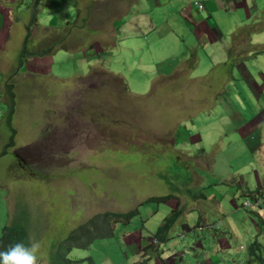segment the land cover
<instances>
[{"label": "rangeland", "instance_id": "1", "mask_svg": "<svg viewBox=\"0 0 264 264\" xmlns=\"http://www.w3.org/2000/svg\"><path fill=\"white\" fill-rule=\"evenodd\" d=\"M22 1L32 3L35 13L40 14L38 23L47 26L30 25L28 48L43 50L57 38H62V46L50 54L30 56L20 71L18 53L28 21L24 27L12 26L7 44L0 47V235L8 219L17 216L16 220L23 221L27 229L30 245L33 240L41 245L40 264H48L54 246L93 216L135 208L137 213L127 225L112 224V236L94 240L87 249H71L67 254L71 259L90 256L93 264H128L134 260L126 258L124 246L138 241L141 250L140 244L143 246L146 239L141 243L139 234L144 229L152 233L163 216L178 208L179 201L182 210L170 230L172 233L175 229L174 238L167 245L174 250L183 244L188 255L184 258L187 261L181 262L197 264L198 261H190L196 257L190 251V237L179 239L181 223L191 216L182 201L188 196V201L190 196L211 200L207 193L211 173L203 170L204 155H194L196 167L192 159L174 149L180 148L179 144L174 143L173 147L172 143L174 139L179 143L181 138L185 143L186 139L192 141L194 135H185L187 130L191 135L214 128L204 121L205 114L198 104L219 92L212 87H218V79L227 75L235 46L248 36H260V9L264 4L258 6L257 18H247L242 7L230 12L218 9L210 18L223 33L226 48L222 54L217 45L205 52L206 38L198 41L179 13L183 0H74L75 4L57 5L53 0ZM25 9L21 7L20 12ZM127 10L134 18L140 14L148 30L152 29L143 49L132 53L125 48L133 44L132 40L120 39ZM48 15L58 22L56 28L48 23ZM187 17L195 19L192 14ZM113 36L118 37V49L108 40ZM93 44L103 51H90ZM65 45L74 51L65 50ZM153 58L157 63L158 59L163 62L155 65ZM100 59L110 66L106 68ZM156 69L168 76L160 75L152 81ZM227 77L221 78L225 89ZM6 84H12L15 95L10 126L5 120ZM221 96L217 95L216 100ZM197 117V124L189 123ZM181 131L184 136L179 135ZM188 151H184L186 155ZM240 162H232V167ZM194 172L199 181L189 193V186L195 184ZM212 187L219 189L217 185ZM240 187L243 186L234 183L235 200L240 196ZM166 194L171 197L154 198ZM147 197L152 199L144 200ZM197 202L191 204L196 207ZM255 208L264 211L260 205ZM237 209L242 211H234L230 219L239 230L221 233L222 243L227 237L229 247L207 252V256L212 261H227L226 264H264L251 258L248 248L256 240L255 250L264 260V229L252 233L245 220L256 223L255 216L240 206ZM216 229L205 236L200 232L193 234L195 244L202 246L203 241L202 250H206ZM159 245H150L148 254L152 255ZM209 248L217 250L216 245ZM135 249L130 244L129 250Z\"/></svg>", "mask_w": 264, "mask_h": 264}, {"label": "crops", "instance_id": "2", "mask_svg": "<svg viewBox=\"0 0 264 264\" xmlns=\"http://www.w3.org/2000/svg\"><path fill=\"white\" fill-rule=\"evenodd\" d=\"M195 1L200 0H183L180 3L179 13L184 15V17L182 16V20L184 19V22L188 25L193 35L196 38L198 37V41H200L199 38H206V48H203L206 53L207 48L217 45L222 54H224L226 48V43L222 35L223 33L217 26L216 21L213 24L210 18L215 16L218 9H225L226 12H230L231 9H236L238 7L243 8L247 18H257L259 17L258 6L264 4V0H262V2H256V0H206V2H203L201 0L203 2V8L198 9V4H196ZM17 2L18 0H0V47H4L7 44L8 37L12 34V26L24 27L26 24L25 22H28L32 16H34L33 24L35 27L36 25L42 28L47 27L38 23L40 14L35 13L34 8L31 7L32 3H23L22 0H19L18 5L15 6ZM53 3L54 5L58 3L75 4L74 0H53ZM23 6L26 7L25 12H20V8ZM260 12V22L263 23L260 27V36H248L247 39H244L240 43L241 45L235 46L233 63L230 64L227 75L221 77L225 78L228 76L227 79L224 80L228 89L223 87L221 84L223 79L220 78L218 79L219 81L217 80L218 87H212L215 89V92H219L216 95L211 94L209 100L202 101L198 104L202 113L205 114L204 121H208V125L212 124L214 128L211 129L208 127L204 134L198 132L191 135L188 134L189 131L187 130L185 131V135H188L190 138L194 135L192 141L186 139L185 141L187 143H185L183 138H181L183 142L180 141L181 143H177V140L174 139L172 143L173 147H175L174 143L179 144L180 148L175 147L174 149L180 151L182 154L184 153L186 158L192 159L196 167L198 166L195 164L196 156L194 155H204L206 157V166L203 170L211 173L210 176L212 179L209 180L207 178V187H209L207 193L211 200H208L207 197L204 200H200L197 197L190 196V201H188V196L182 201L186 204V210L187 208L191 210V216L188 217L185 222L181 223L182 232L179 234V239L184 241L186 237H190L192 240L190 251L195 253L196 256L190 261H198L197 264H226L227 261H212L208 258L207 252L216 253L218 249L229 247L227 237L226 240L224 239L225 242L222 243L223 237L221 233L227 229L231 232L239 230L236 223L230 218L233 216L234 211H242L237 209L245 197V194L242 193L250 191L249 189L252 188H262L264 190V97H261V95H264V7L260 9ZM30 13L33 15H30ZM187 14H192L195 19L191 21L187 17ZM124 16H126L127 19L124 21L125 25L121 28L122 30L124 29V31L120 39L127 37L126 39H131L133 42L132 45H127L125 48H127L128 53L143 49L142 46L147 42V36L152 29L148 30L146 21L140 18V14L137 15L139 16L138 18H134L127 10ZM47 19L49 20L48 23L52 24L51 27L56 28L58 22L55 18L48 15ZM117 39L118 37L116 36H113V39H108L115 49H118L115 44ZM157 45L161 46L158 41ZM63 48L67 50L70 46L67 47L65 45ZM97 49H99L100 52L103 51V48L95 46V44L90 46V51H96ZM69 51L74 50L69 49ZM189 53L190 51L185 54V59ZM147 54L151 53L147 52ZM208 55L214 58L209 53ZM214 60L217 61L216 58H214ZM32 62L33 61H30V63ZM100 62L105 64L106 68L110 66V63H104L103 59H100ZM160 62L163 61L158 59L157 63L153 58V64L159 65ZM197 66L204 68V66L200 64H197ZM160 72V70L156 69V77H154L152 81L160 75L164 77L168 76L164 73L160 74ZM219 94L222 95L221 99L216 100ZM199 117L194 120L190 119L189 123L193 125L197 124ZM179 135L184 136V132H179ZM186 145H189L190 148L187 149ZM187 150H189L188 155L184 152ZM212 156L214 158L211 162ZM237 161L241 162L238 166L233 168L232 162ZM195 176V184L189 186V193L198 185V175ZM234 183L243 186L239 188L241 193L237 200H235L234 196ZM212 185H217L219 189L216 191ZM226 185H228V187ZM238 199L241 200L236 206ZM196 200L198 202L195 207L191 202H195ZM179 206L180 202L177 201V207L179 208ZM262 207L264 208V205H262ZM179 209L182 210V208ZM249 210L244 212H249L250 215H254L256 223L252 222L253 220L245 221L248 223V227L251 231L253 230L258 233L260 229H264V211L258 209ZM233 218L236 219V217ZM211 221H215L220 226L219 228L216 227L217 229L213 232L214 237L209 242L208 246H205L206 250H202L204 242L202 241V246H200V243L195 244V237L192 235L200 232L205 236V234L212 229H198L197 226L212 224L213 222ZM160 223L157 226H159ZM239 223L241 224V222ZM221 227L224 228V230H222ZM156 228L152 233L144 229V233L139 234L138 239L142 238L141 243H143L144 238L146 239V243L143 246L140 244L139 240L141 250L138 249V241L130 243L134 248H137L133 251L129 250L130 244L124 246L123 251L127 255L126 258L133 259L134 261H130L133 264H137L138 262L143 264H185V262L181 261H187L184 258L188 255V250L183 247V244L177 245V248L174 250L167 245L172 242L175 229L172 230V233L171 231L167 232L165 240H158L156 238L157 242L152 243V239L154 238L152 234L155 232ZM130 232L131 231H128V233ZM191 237H194V239ZM248 240H251L250 237ZM154 244L161 245L157 246L156 251L153 252L152 255H149L147 248ZM209 245H216L217 250L211 251ZM126 262L127 261H119L118 264H125ZM81 263L83 264V262ZM94 263L98 264L97 262Z\"/></svg>", "mask_w": 264, "mask_h": 264}, {"label": "trees", "instance_id": "3", "mask_svg": "<svg viewBox=\"0 0 264 264\" xmlns=\"http://www.w3.org/2000/svg\"><path fill=\"white\" fill-rule=\"evenodd\" d=\"M34 22V16L29 20V24L25 27V34L23 36L22 49L18 53V68L21 71L22 67L25 65V61L28 60L30 56L35 55H45L51 53L55 49L59 48L62 44V38H57L56 40H50L46 45L45 49L39 51H32L28 48V33L29 27ZM69 24H64L68 26ZM68 29L64 32L67 33ZM12 89V84L5 85V93L7 96V110H6V123L8 126L11 125V119L15 111V95ZM126 90L127 88L124 87ZM13 139L12 136L9 137ZM2 152H5L3 150ZM250 191L243 192L244 196H257L262 197L264 195V190L258 188L249 189ZM167 197H171V194H166L165 196L154 197L159 200H165ZM151 197H147L144 200H150ZM264 205V197L262 198L260 206ZM241 207V204H239ZM243 209V208H242ZM136 209H132L126 212H105L97 214L90 218L87 222L80 225L77 229L72 230L67 237L56 244L50 253L48 264H79L81 262L87 261L89 264H93L90 256L80 259H71L67 257V254L71 249H87L90 247L94 240H99L112 236L113 229L112 224L117 222H122L128 224L131 218L137 213ZM245 211V210H244ZM250 211V210H249ZM181 213V209L176 208L164 216L160 225L157 226L155 232L152 234L153 237L158 240H165L167 232H170L171 227L177 220ZM17 216H13V219H8L7 224L3 227L2 233L0 235V253L7 252L11 250L15 245L21 244L24 247H29V235L26 227L23 225V221L16 220ZM214 227H219V224H214ZM252 242V241H251ZM248 244L249 256L253 259L262 260L260 254L255 250L258 248V243L253 240L252 243ZM23 260H15L12 264H23ZM0 264H3V258L0 257Z\"/></svg>", "mask_w": 264, "mask_h": 264}, {"label": "clouds", "instance_id": "4", "mask_svg": "<svg viewBox=\"0 0 264 264\" xmlns=\"http://www.w3.org/2000/svg\"><path fill=\"white\" fill-rule=\"evenodd\" d=\"M195 3L202 4L200 6L198 5V9L203 8V2L201 0L195 1ZM30 15L33 14L30 13ZM40 248L41 245L39 241L33 240L29 247H24L21 244H17L11 250L0 253V257L3 258V264H12V262L15 260H23L26 262V264H40Z\"/></svg>", "mask_w": 264, "mask_h": 264}, {"label": "built area", "instance_id": "5", "mask_svg": "<svg viewBox=\"0 0 264 264\" xmlns=\"http://www.w3.org/2000/svg\"><path fill=\"white\" fill-rule=\"evenodd\" d=\"M198 5L200 6L202 4L198 3ZM263 197H264V195L262 197L245 196L243 198V200L241 201V208H243L245 210L256 209L255 206H258V205L261 204V201H262ZM213 226H214V223H212V224H204L202 226H197V227H198V229H203V228L213 229ZM156 242H157V239L154 237L152 239V243H156Z\"/></svg>", "mask_w": 264, "mask_h": 264}]
</instances>
